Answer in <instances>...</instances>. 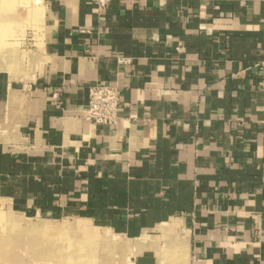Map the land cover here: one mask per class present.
<instances>
[{"label": "crops", "instance_id": "crops-1", "mask_svg": "<svg viewBox=\"0 0 264 264\" xmlns=\"http://www.w3.org/2000/svg\"><path fill=\"white\" fill-rule=\"evenodd\" d=\"M96 1L41 0L37 63L0 70V199L120 237L106 264H264V0Z\"/></svg>", "mask_w": 264, "mask_h": 264}, {"label": "rangeland", "instance_id": "rangeland-1", "mask_svg": "<svg viewBox=\"0 0 264 264\" xmlns=\"http://www.w3.org/2000/svg\"><path fill=\"white\" fill-rule=\"evenodd\" d=\"M44 15L41 0H0L1 71L18 77L37 63L29 50L41 47ZM119 239L76 217L19 214L0 199V264H106Z\"/></svg>", "mask_w": 264, "mask_h": 264}, {"label": "built area", "instance_id": "built-area-1", "mask_svg": "<svg viewBox=\"0 0 264 264\" xmlns=\"http://www.w3.org/2000/svg\"><path fill=\"white\" fill-rule=\"evenodd\" d=\"M99 8H104L108 0H97ZM121 94L110 85H97L89 90L87 119L94 125L115 126L118 121V110ZM264 125V121H263Z\"/></svg>", "mask_w": 264, "mask_h": 264}, {"label": "bare ground", "instance_id": "bare-ground-1", "mask_svg": "<svg viewBox=\"0 0 264 264\" xmlns=\"http://www.w3.org/2000/svg\"><path fill=\"white\" fill-rule=\"evenodd\" d=\"M9 216V215H8ZM5 220V223L7 224H12V225H14V226H18L19 227V223H17V221H14V220H12L11 218H6V219H4ZM79 227H81V229H82V226H77V228H79ZM83 231V230H82ZM90 231V230H89ZM104 237V236H103ZM107 241V240H106ZM1 245H3V244H1ZM0 255H2V254H0ZM1 260V259H0ZM3 261V260H2Z\"/></svg>", "mask_w": 264, "mask_h": 264}]
</instances>
